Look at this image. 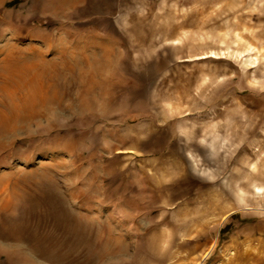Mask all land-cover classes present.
<instances>
[{"label": "rangeland", "instance_id": "rangeland-1", "mask_svg": "<svg viewBox=\"0 0 264 264\" xmlns=\"http://www.w3.org/2000/svg\"><path fill=\"white\" fill-rule=\"evenodd\" d=\"M0 264H264V0H0Z\"/></svg>", "mask_w": 264, "mask_h": 264}]
</instances>
